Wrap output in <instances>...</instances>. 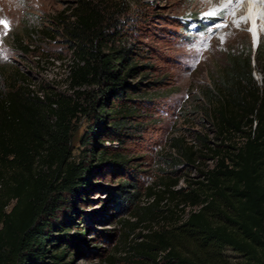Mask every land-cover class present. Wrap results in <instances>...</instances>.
I'll return each instance as SVG.
<instances>
[{
	"label": "trees",
	"instance_id": "trees-1",
	"mask_svg": "<svg viewBox=\"0 0 264 264\" xmlns=\"http://www.w3.org/2000/svg\"><path fill=\"white\" fill-rule=\"evenodd\" d=\"M114 5V0H76L67 14L54 17L73 54L70 95L39 93L24 74L4 75L0 264H74L70 245L86 242L76 220L90 218L79 202L104 170L127 167L129 158L112 143L142 130L137 106L147 94L142 83L157 81H144L151 64L142 62L136 42L112 21ZM255 69L262 74L260 83ZM203 93L204 112L220 142L211 147L202 136L194 149L173 142L186 164L209 152L214 159L184 194L197 207L177 223L128 243L122 256L110 254L107 264H264V42L254 50L249 42L246 50H227ZM79 115L88 121L75 137ZM106 191L105 200L117 213L144 210L137 223L156 215L162 199L134 205L141 193L129 178ZM73 226L79 229L70 232Z\"/></svg>",
	"mask_w": 264,
	"mask_h": 264
},
{
	"label": "rangeland",
	"instance_id": "rangeland-1",
	"mask_svg": "<svg viewBox=\"0 0 264 264\" xmlns=\"http://www.w3.org/2000/svg\"><path fill=\"white\" fill-rule=\"evenodd\" d=\"M8 1L9 6L0 7L4 12L0 20L7 21V27L0 23V87L5 84L4 75L13 71L19 76L24 74L29 86L39 93L51 90L70 95L73 54L53 20L60 11L67 14L76 0ZM230 1L222 5L214 0H114L112 21L122 27L125 37L136 42L142 62L151 64L144 81L157 82L142 83L147 93L137 104L142 130L123 143H112L120 145L118 151L129 158L127 167L114 172L104 170L92 180L96 185L79 202L90 218L76 220L85 229L86 242L70 245L69 258L74 264H107L110 254L122 256L128 243L142 240L144 233L177 223L189 208L197 207L184 194L194 187L192 181L199 178V169L211 167L214 159L209 152L186 164L173 142L177 139L182 146L193 149L200 146L198 138L202 136L211 147L220 142L204 112L203 90L211 83V74L224 63L227 50H246L247 42L254 50L264 42V18L257 15L262 5H256L257 13L253 14L255 3H242L249 21L238 23L235 18L229 20L228 10H222ZM251 20H255L259 32L256 40ZM252 73L260 83L261 72L255 69ZM87 121V116L79 115L75 137L85 129ZM73 144L78 153V142L74 140ZM124 178L134 179L139 185L141 194L136 206H146L156 196H162L156 215L140 218L137 223L144 210L138 209V214L133 207L117 213L105 200L109 197L106 186ZM78 229L73 226L70 232ZM108 232L111 235L107 238L104 235Z\"/></svg>",
	"mask_w": 264,
	"mask_h": 264
},
{
	"label": "bare ground",
	"instance_id": "bare-ground-1",
	"mask_svg": "<svg viewBox=\"0 0 264 264\" xmlns=\"http://www.w3.org/2000/svg\"><path fill=\"white\" fill-rule=\"evenodd\" d=\"M215 1V4H222V2L223 1H227V0H214ZM246 0H231L230 2H228L227 4H226V6L222 9V10H228L229 11V13H228V17H229V20H231L232 18L234 19H236L237 20V22L238 23H242V22H244V20H248L249 21V18L247 17V16H245L244 15V11L242 10V3H244ZM251 2L253 3H255V5H254V7H252V13L254 14H256L257 12V9H256V5L257 6H260V5H262L261 7V9L258 11V13H257V15H258V18H264V0H251ZM9 1L8 0H0V7L1 8H5V7H7V6H9ZM223 5V4H222ZM251 5V4H250ZM0 8V15H1V17L4 15L3 13L4 12H2L1 9ZM4 11V10H3ZM231 13H233V15L231 14ZM0 17V18H1ZM227 18V17H226ZM257 18V19H258ZM228 21V20H227ZM230 23V22H229ZM253 25V29L251 30L252 31V33H253V35H255L256 34V32H257V34L259 33L258 32V29H257V25L255 26V23H253L252 24ZM255 27V28H254ZM258 27H259V25H258ZM261 34V33H260ZM262 35V34H261Z\"/></svg>",
	"mask_w": 264,
	"mask_h": 264
},
{
	"label": "snow or ice",
	"instance_id": "snow-or-ice-1",
	"mask_svg": "<svg viewBox=\"0 0 264 264\" xmlns=\"http://www.w3.org/2000/svg\"><path fill=\"white\" fill-rule=\"evenodd\" d=\"M0 23H3L7 27V21L0 20Z\"/></svg>",
	"mask_w": 264,
	"mask_h": 264
},
{
	"label": "clouds",
	"instance_id": "clouds-1",
	"mask_svg": "<svg viewBox=\"0 0 264 264\" xmlns=\"http://www.w3.org/2000/svg\"><path fill=\"white\" fill-rule=\"evenodd\" d=\"M254 39L256 40V37H254Z\"/></svg>",
	"mask_w": 264,
	"mask_h": 264
}]
</instances>
